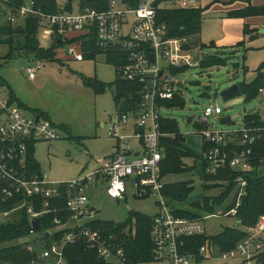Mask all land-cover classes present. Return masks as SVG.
Returning <instances> with one entry per match:
<instances>
[{
  "label": "built area",
  "instance_id": "2783aa9c",
  "mask_svg": "<svg viewBox=\"0 0 264 264\" xmlns=\"http://www.w3.org/2000/svg\"><path fill=\"white\" fill-rule=\"evenodd\" d=\"M5 5L6 0H0V11L6 10L5 18L10 24L17 26L26 19L37 21L39 44L56 43V52H62L67 59L83 61L85 52H89L83 47L89 43L100 54H121L120 63L114 65L116 76L135 87L118 101L116 119L107 127L108 136L116 141L113 153L97 159L98 168L89 176L55 183L33 169L29 158L37 142L59 140L60 130L47 118L28 117L10 102L4 86H0V204L7 207L0 210V223L8 222L16 214L27 217L29 235L21 244L28 252L37 254V261L26 264H65V246L77 242L95 251L103 264H130L123 250L113 244L112 236L106 238L89 227L97 220V211L89 203L86 191L99 182L106 184L105 193L111 199L125 198L128 190L138 199L156 198L157 212L150 232L154 261L200 264L208 256V247L201 246L194 252L189 243L205 235L204 218L176 216L162 194L160 168L164 156L160 141L166 134L160 129L161 120L167 118L163 113L169 111L163 103L172 100L181 85L178 77L183 73L172 71L200 67L201 55L184 47L185 38L170 37L167 25L157 17L158 10L200 9V0H108L104 10L79 6L76 12L61 9L55 14L42 12L33 0H23L14 10ZM40 70V63L27 66V79L33 81ZM257 97L263 115L253 114L258 115V122L242 120L239 127L220 121L221 128H209V117L219 116L222 110L218 105L205 107L198 120L202 175L215 176L227 171H256L264 175V155L260 151L264 141V88ZM122 102L129 106V111H119ZM234 183V206L224 216L236 219L247 194V182L238 175ZM209 216L215 215L205 217ZM49 217L52 231H70L60 242L47 246L34 232ZM35 220L39 221L38 230L32 227ZM247 232L252 233L230 252L221 254L222 260L238 255L257 264V256L264 248L259 238L264 234V214ZM45 235L50 236L48 231Z\"/></svg>",
  "mask_w": 264,
  "mask_h": 264
},
{
  "label": "rangeland",
  "instance_id": "374dc122",
  "mask_svg": "<svg viewBox=\"0 0 264 264\" xmlns=\"http://www.w3.org/2000/svg\"><path fill=\"white\" fill-rule=\"evenodd\" d=\"M69 1L57 0V3L63 8ZM80 1H70L72 11L78 10ZM200 6L203 13L199 41L206 48L198 49L197 53L203 57H221L225 64L207 69H187L178 77L185 106L163 113L177 122L179 132L184 136L186 149L197 157L196 161L191 158L185 160V165L193 167L191 172L165 179L167 183H191L192 190L186 201L168 205L172 210L194 211L193 207L189 208V204L201 205L204 194L218 195L222 189L203 191L200 163L202 139L198 134V120L203 116L205 107L218 105L222 110L219 116L209 117L208 125L213 129L221 128L222 118H229L234 123L233 126L239 127L245 115H263L261 100L258 97L245 103L243 95L226 99L221 93L233 85L249 84L256 79L258 72L264 73V16H227L233 10L264 7V0H200ZM5 24V18H0V26ZM246 25L257 29L252 40L244 35ZM40 45L48 47L49 43ZM209 46L212 48L209 49ZM7 54L9 48L0 44V78L10 87L14 97L27 108L25 114L30 117L33 115L31 111L35 109L45 112L52 123L64 127L67 132H61L59 140L37 142L34 145L33 158L38 164V171L46 176L48 181L55 183L73 182L94 173L98 168L96 160L108 156L116 146V141L108 136L107 129L102 128L100 124L108 127L116 119L117 104L113 87L107 88L101 95H95L84 81L96 79L105 84L114 83L117 76L113 64L108 63L103 54H97L94 60L84 59L80 62L67 59L66 55L59 51L56 52V59L60 61L53 62L38 61L18 52L6 59ZM37 63L41 64V70L33 81H29L25 68ZM3 90L8 93L7 88L4 87ZM105 187L104 182H99L95 188L86 191L89 203L97 211L96 219L99 221L122 224L132 213L153 217L157 212L155 197L138 199L128 190L125 198L115 200L106 195ZM232 201L233 196H230L216 206L214 217H205L206 214L200 211L199 215L204 218L206 237H215L225 229L236 226L235 218L224 216ZM255 225L248 228H254ZM237 227L245 232L243 227ZM245 233L252 232L248 233L246 229ZM259 238L264 244V234ZM21 241L24 239L16 242L19 244ZM221 254L217 247L211 246L208 248L207 258L200 264H255L254 261H247L238 255L222 260ZM149 264L166 263L153 261Z\"/></svg>",
  "mask_w": 264,
  "mask_h": 264
},
{
  "label": "trees",
  "instance_id": "16d2710c",
  "mask_svg": "<svg viewBox=\"0 0 264 264\" xmlns=\"http://www.w3.org/2000/svg\"><path fill=\"white\" fill-rule=\"evenodd\" d=\"M36 7L42 12L47 14H55L61 9L71 12V3L66 4L65 7H60L57 0H33ZM108 0H81L79 3L80 8H91L96 10H104L106 8ZM218 1V0H214ZM23 3V0H6V8L16 9ZM203 9L197 10H158V21L167 25L169 36L175 38H185L187 49H193L198 51L206 48L199 41L200 28L202 22ZM6 10L0 11V18H5ZM228 17L233 18H248L253 16H264V7H252L245 10H233L227 14ZM6 24L0 26V44L6 45L9 48V54L5 57L10 59L14 52L23 53L25 56L33 57L38 61L53 62L60 61L56 59V50L59 47L56 43L51 44L48 48L40 46L37 41V21L32 19H26L22 24L14 26L10 24L5 18ZM256 29H250L248 25L244 28V35L248 36L250 40L255 37ZM85 60H94L100 51L96 50L93 44L89 43L84 45ZM209 49L212 46L208 47ZM88 49V50H87ZM107 62L118 65L121 54L108 53L105 55ZM225 64V60L218 56H201L200 68L207 69L211 67H219ZM188 68L180 70H173V74L184 73ZM259 71V70H258ZM256 79L249 83H242L238 85L240 89V95L245 96L244 102H250L258 96L260 89L264 88V73L258 72ZM85 85L92 89L95 95H101L105 93L107 88L113 87L114 100L116 104L124 97V95L132 90L134 86L128 82H123L116 78L114 83L105 84L97 81L96 79H89L84 81ZM0 84L5 86L8 90V95L11 103L16 104L18 107H24L22 103L17 100L7 83L0 78ZM204 95V94H202ZM169 110L183 108L185 101L183 94L179 89L174 98L170 101L163 103ZM245 123H251L252 121L258 122V115L247 114L243 117ZM223 124L233 125L234 123L229 118H222ZM160 131L166 136L161 138L160 146L163 153V160L161 162L160 176L163 181L164 187L162 194L165 197L167 204L184 203L188 194L191 192L190 181L180 182H165L166 178L172 176L185 175L191 172L193 167L185 165L186 159H193L196 161L197 157L194 156L188 149H186L184 142V136L180 134L178 124L171 118H163L161 120ZM261 148L262 155H264V141ZM260 152V153H261ZM33 151L30 150L29 161L32 164V168L38 170V165L32 157ZM241 175L247 182L246 196L242 199L241 205L238 208L236 221L239 226L246 229L250 226H254L259 217L264 214V175L259 174L256 171L248 172L246 174H239L234 171H227L225 173H219L215 176H209L203 173L201 179L204 181L203 191L207 192L212 189H220L218 195H205L203 197L202 204L191 203L189 208L193 207L195 210H183L173 209L174 213L178 217L186 219L202 218L199 213L204 212L207 215L214 214L215 207L222 204L228 199L235 191L236 184L234 179ZM234 206V200L231 205L228 206L226 212L232 209ZM7 207L0 204V210ZM63 222L66 221V216L62 217ZM51 217L45 219L41 225L40 230L35 231L34 234L39 235L41 239L48 245L53 242H60L64 236L70 231L67 228L52 231L50 224ZM153 217L146 215L132 213L127 221L122 224H113L111 222H103L95 220L89 224V227L93 230H98L103 236L108 238L112 236V242L117 247L121 248L124 252L130 264H149L154 261L152 256V244L150 241V232L152 228ZM30 223L25 215L16 214L11 220L6 223H0V262L2 264H26L33 261H37V254L35 252H28L24 246L19 242L20 239H24L29 235ZM46 231L50 236L47 238ZM237 226L234 228H227L222 233L215 237L199 236L190 240V247L194 252L201 246L217 247L222 253L230 252L236 247L238 243L243 241L248 234ZM15 242V244H14ZM63 258L65 264H103L98 259L95 251L88 250L83 242H77L75 244H67L63 250ZM257 264H264V248L262 252L257 256Z\"/></svg>",
  "mask_w": 264,
  "mask_h": 264
},
{
  "label": "water",
  "instance_id": "95a60500",
  "mask_svg": "<svg viewBox=\"0 0 264 264\" xmlns=\"http://www.w3.org/2000/svg\"><path fill=\"white\" fill-rule=\"evenodd\" d=\"M86 1H90V0H86ZM199 57V54H197V58ZM150 60H152V57H150ZM240 95V89L237 85H233L231 86L229 89L223 91L221 93V96L224 97V98H232V97H235V96H239ZM119 111L120 112H127L129 111V106L122 102L120 105H119ZM38 223L39 221L38 220H35L33 223H32V227L35 229V230H38ZM236 226H239V223L237 222L236 223Z\"/></svg>",
  "mask_w": 264,
  "mask_h": 264
},
{
  "label": "crops",
  "instance_id": "0c3cea01",
  "mask_svg": "<svg viewBox=\"0 0 264 264\" xmlns=\"http://www.w3.org/2000/svg\"><path fill=\"white\" fill-rule=\"evenodd\" d=\"M251 29V28H250ZM256 31H257V29H256ZM33 58V57H32ZM3 86V85H2ZM5 87V86H4ZM6 88V87H5ZM9 96V95H8ZM22 103V102H21ZM22 105H23V103H22ZM24 106V105H23ZM24 112H27L26 110H27V108L24 106V107H22L21 108ZM31 113L33 114L32 116H41V117H43V118H47V119H49L48 118V115L44 112H40L39 110H37V109H35V110H32L31 111ZM50 120V119H49ZM54 124V123H53ZM59 130H60V132H65V133H67L66 132V130L64 129V127H62V126H57L56 124H54ZM100 126L102 127V128H106L107 129V127H106V125H103V124H100ZM113 140V139H112ZM33 150H34V148H33ZM113 151H114V148H113V150L110 152V154L111 153H113ZM109 154V155H110ZM32 157H33V153H32ZM36 162V161H35ZM96 164H97V162H96ZM38 165V164H37ZM97 166H98V164H97ZM38 169V168H37ZM237 223V222H236Z\"/></svg>",
  "mask_w": 264,
  "mask_h": 264
}]
</instances>
